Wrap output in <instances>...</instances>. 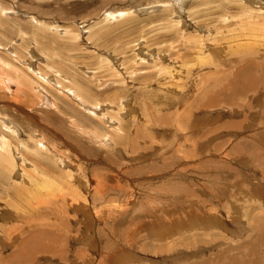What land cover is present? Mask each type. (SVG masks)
Segmentation results:
<instances>
[{"label": "rangeland", "instance_id": "rangeland-1", "mask_svg": "<svg viewBox=\"0 0 264 264\" xmlns=\"http://www.w3.org/2000/svg\"><path fill=\"white\" fill-rule=\"evenodd\" d=\"M263 82L264 0H0V264H264Z\"/></svg>", "mask_w": 264, "mask_h": 264}, {"label": "bare ground", "instance_id": "bare-ground-1", "mask_svg": "<svg viewBox=\"0 0 264 264\" xmlns=\"http://www.w3.org/2000/svg\"><path fill=\"white\" fill-rule=\"evenodd\" d=\"M182 6H183V5H182ZM259 64H260V63H259ZM251 78H253V77H251ZM246 80H247V79H246ZM251 81L254 82V80H248L249 84L251 83ZM243 82H245V81L243 80ZM263 83H264V82H263ZM247 84H248V83H247ZM247 84H245V85L247 86ZM249 84H248V85H249ZM254 84H255V86L257 85L256 83H254ZM249 86H252V85L250 84ZM249 86H248V87H249ZM255 86H254V87H255ZM259 86H260V85H259ZM241 87H242V86H241ZM243 87L246 88V89H248V88L245 87V86H243ZM252 87H253V86H252ZM254 87H253V88H254ZM261 87H262V84H261ZM261 87H260V88H261ZM67 89H68V88H67ZM240 90H242V89L240 88ZM248 90H251V89H248ZM248 90H247V91H248ZM66 91H67V90H66ZM74 93H75V92H74ZM229 97H230V95L228 96V98H226V100H227L228 102H231L230 99H229ZM90 103H91V102H90ZM94 103H95V102H94ZM96 103H97V102H96ZM226 104H227V103H226ZM97 105H98V104H97ZM211 105H212V104H211ZM101 107H102V106H101ZM42 186H43V185H42ZM47 187H48V186H47Z\"/></svg>", "mask_w": 264, "mask_h": 264}]
</instances>
